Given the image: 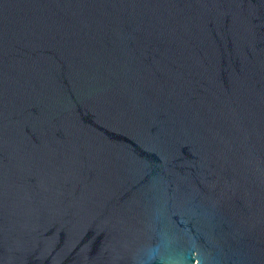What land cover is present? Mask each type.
Returning <instances> with one entry per match:
<instances>
[{
	"label": "water",
	"instance_id": "95a60500",
	"mask_svg": "<svg viewBox=\"0 0 264 264\" xmlns=\"http://www.w3.org/2000/svg\"><path fill=\"white\" fill-rule=\"evenodd\" d=\"M0 264H264V0H0Z\"/></svg>",
	"mask_w": 264,
	"mask_h": 264
}]
</instances>
